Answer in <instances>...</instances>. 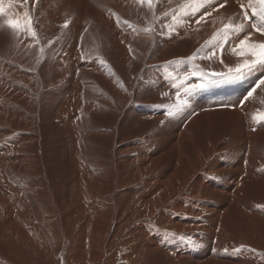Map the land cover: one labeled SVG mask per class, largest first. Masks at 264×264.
Listing matches in <instances>:
<instances>
[{"label": "bare ground", "instance_id": "6f19581e", "mask_svg": "<svg viewBox=\"0 0 264 264\" xmlns=\"http://www.w3.org/2000/svg\"><path fill=\"white\" fill-rule=\"evenodd\" d=\"M63 1L65 0H27V7H22L20 4H23L24 0H16L17 6L0 7L3 9L0 11V100L2 102L0 108V188L3 189L0 190V201L6 203H0V219L2 214L8 212L16 213L21 217L18 220L16 215L10 214V218H15L16 224L21 225V229L14 228L11 234L8 230L2 232L0 260L5 264H47L56 260L59 249V252L63 253V257L60 258L61 263L68 258L87 261L86 264H155L159 262L169 264H264V207H261L264 206V192L260 193L255 190L251 193L252 197L244 196L247 199L243 206L236 202V196L241 194L240 186L245 184L244 181L253 176L258 178L264 175V120H260L256 115L264 111V86H261L243 107L235 110H221L219 104L210 97L203 96L194 99L192 111L182 112L174 106L171 112L184 115H169L166 109V98L170 92H175L176 88L167 76V68L181 73H194L200 66L211 71L225 70L219 59L213 57L204 62L201 57V44L209 33L208 27L197 25L190 31L179 28L177 35L165 33L163 23L169 19V13L165 9H169L170 4L154 9L155 0L152 4H149L147 0L143 2L142 0H80L83 12L70 4L67 10L69 14L58 12L57 6L60 7ZM94 1L97 4L92 5L90 9L89 5ZM175 1L183 2V0ZM198 1L199 4L194 5L199 13L208 16L205 19H208L207 22L213 23L214 19L217 23V20L222 19L223 26H225L232 15L236 23L246 25V22L242 20L241 12L231 0H227V4L221 9L218 8V0ZM25 12L31 18L29 32L23 29H12L7 25L6 21L10 17L23 18ZM133 14L134 18L140 21V25L135 23L134 18L131 25L122 22L123 18L132 17ZM66 22H68L67 27H64ZM155 31L159 32L163 38L155 36L153 33ZM250 40L260 41L264 40V37L252 34ZM106 48L115 50L116 55H105L107 51L104 49ZM111 50L108 52L111 53ZM197 50L200 51L197 52ZM63 53L66 55L62 56ZM193 53H197L196 60L187 59ZM114 63L120 72L113 71ZM98 74H101L102 78ZM45 91H56L55 95L61 98L66 95L67 98L61 102V105L67 102L74 104V112L61 117L62 133H64L63 128L65 132L67 131V125L78 123L77 119L82 117L89 108L109 109L110 106L108 108L102 105L104 98L122 102L126 104V109L136 99L140 113H156L155 121L164 118L168 124L173 125V130L182 127L183 121L187 123V116L192 112H200V114L191 117L185 126L183 137L179 138L178 135L174 137V143L179 145L178 155L174 156L176 160L173 164L165 162L158 167L162 170V174L157 177L160 183L153 179L149 183L153 189L148 186V191L153 190L155 194L159 187L167 182L157 194L151 195L150 199L146 200L145 196L142 198L149 202V206L146 202V205L141 204V209H136L135 192L141 189V186L137 185L133 189V192L135 191L133 200L126 199L125 201L129 207L128 211L121 214V209L117 206L119 201H117L118 189L116 188L121 186L123 176L118 175L116 181L108 180L104 186H97V194L90 198L88 196V199L93 201L89 202L87 201L88 192L85 191L89 187L85 179L87 178L86 171H78L80 162L77 159V166L75 165L77 170L73 168L71 171V183L75 190L68 199H72L66 202L68 199L64 197L54 198L52 196L51 198L52 187L58 188L56 180L49 177L48 170H45L39 160L35 159L37 158L35 152H38L37 146L31 145L42 138L44 129L53 130L55 128L54 119L57 117L53 119L41 110H36L29 122L21 117L12 118V121L16 119L21 123H26L24 125L11 124L6 120L13 107L25 110L27 106L23 103L36 102ZM81 94L85 96L86 103L80 111L78 98ZM107 103L110 104V102ZM152 105H157L159 109L151 108ZM110 113L118 115L114 110H110ZM219 114L223 117L221 120L223 119L226 129L224 131L222 125L217 122V136L223 149H227L226 157L232 162L225 158L221 160L219 167L213 165L215 171H219V175L215 178L216 174L213 173L211 176L215 179L213 178L210 182H214L217 188L225 186L221 190L226 192L221 194L224 197L223 202L220 203L218 202L220 193L217 194L211 189L205 192L206 197L215 198L218 204V208L210 212L212 214L210 217L199 214L198 200L203 196H199L200 190L193 187L200 188L203 179L207 181L205 174L200 172L202 170L199 168L205 164L213 149L208 146L207 151L203 150L206 143L204 142L203 146V142L194 135L193 122L199 118ZM137 121L138 119L135 122ZM115 125L116 120L111 121L108 117L97 125L95 132L104 136L110 145L112 160L108 166L114 170V176L118 172L116 163L121 162L120 154L124 151L129 152L125 159L127 175L124 181V185H129L135 176L139 177L136 178L137 182L141 177L140 173L147 174L148 170H140L142 164L139 162H136L134 167L130 165L133 162L131 154L140 153V150H135V146L130 145L124 149L114 148L116 142L112 130ZM138 125L142 134L138 136L139 139L146 142V150H152L150 140L161 133H157L155 127L147 128L143 123ZM26 131L32 133L28 135ZM209 133L207 137L211 145L220 149V144L216 143L212 138V133ZM30 141L32 143L29 144ZM230 144L236 145L239 149L235 155L230 152ZM191 146H193L192 149ZM75 152L74 156L71 155L72 157H76ZM10 154H14L15 158H9ZM220 154H223L222 151L217 157ZM240 158L247 163L243 161L236 167L237 163L233 162H239ZM62 159L65 160L63 157ZM231 164H234L233 172H229ZM164 165L166 166L161 168ZM57 167L59 166L56 165L55 168ZM245 168L244 175L240 174V171ZM16 176H19L18 180L20 178V185L16 184L18 186L11 181L8 182L10 177L13 179ZM24 180L29 183V187L25 185ZM81 187L85 189L82 190ZM232 187L236 188L231 189ZM109 190L114 191V195L103 194ZM61 191L66 192V190ZM178 203L181 204L182 208H180L183 213H179L177 218L187 229L186 238L193 235V228L195 225L197 227L198 223L200 225L217 223L218 225L220 221V224H223L224 227H220L218 233L216 232L220 240L210 239L214 247L210 257L207 256L203 260L198 258L193 262L189 260L183 262L182 251L169 248H162L159 251L156 246L163 243L157 245L155 239H149L153 236L148 234L147 230L152 233L156 230L168 232L166 236L171 238L176 226L173 225L174 227L165 230L163 222V225H158L157 222L144 219V216L150 215L164 204H167L162 207L167 210L164 216H171L172 209H175L177 207L175 204ZM241 209H243L242 213ZM97 210L100 211V217L103 219L104 233L86 245L84 229L89 226L86 222L98 220ZM90 213H93L94 217L90 216ZM226 217L227 220L231 219L230 222L235 226L234 230L231 229L229 222L226 223ZM71 225L74 227L72 233L76 242L69 243L65 227ZM222 228L231 231L230 236L224 238ZM122 230L125 232H121ZM180 233L181 230L177 235ZM88 239L92 238L89 236ZM223 241L224 244H222ZM68 244L69 248H67ZM169 253H171L170 256H165ZM120 260L123 262L119 263ZM248 261L255 263H247Z\"/></svg>", "mask_w": 264, "mask_h": 264}, {"label": "rangeland", "instance_id": "374dc122", "mask_svg": "<svg viewBox=\"0 0 264 264\" xmlns=\"http://www.w3.org/2000/svg\"><path fill=\"white\" fill-rule=\"evenodd\" d=\"M83 1H85V0H83ZM81 2L82 1H80V0H65L62 2L60 7L57 6L58 12L69 14V12L67 10H68L70 4L74 8L76 7L80 11L83 12V8L81 7ZM94 4H97L96 1H94L91 5H89V8L91 9V6ZM118 9H120V8H118ZM133 18H134V14L132 15V17L123 18L122 22L127 24V25H131L133 22ZM134 19H135V23L137 25L138 24L140 25V21L136 18H134ZM71 30L73 31V29H71ZM72 31H71V33L74 32V31L73 32ZM110 50H107V48L104 49V51H107L105 55H107V56L116 55L117 52L115 50H111V53L108 52ZM138 51H139V48H138ZM112 69H113V71H119L120 72L116 63L113 64ZM45 75H47V74H45ZM98 75L101 77V74H98ZM145 80L149 83V81L146 78H145ZM62 84H64V83H62ZM55 93H56V91H54V92L45 91L40 95L39 99L36 102H32L30 104L27 102H25V103L22 102L25 106H27L26 109L21 110V109H18L17 107H13L10 110V112L8 113L7 118H6V120L11 124L20 123L21 125H24L26 123H21L16 119L14 121H12V118H20L21 117L26 122H29L36 110H41L46 116L52 117L53 119H54V117H57L54 119V124L56 125L55 128L53 130L44 129L45 134L43 133L42 138H40L38 140V142H35L31 145V146H33V145L37 146L38 152H35V154L37 155V158L35 157V159H38L39 163L42 164V167H45V170H48L47 173H48L49 177L54 178L56 180V185L58 186V188H56L55 186L52 187V189L50 190V194H52L51 198H53V197L54 198H63L64 197L65 199H68L69 195L72 192L74 193L75 189H73L74 187L72 186L73 184L71 183L72 182L71 171L73 168L77 170V168H75L77 166V161H76V159H77L80 162V166L78 167V171L79 170H85L86 171L85 176L87 178H85V179H87V181L89 183V187L87 189H85L83 187H81V188H82V190L85 189V191L88 192L87 193V199H88V196H89V198L91 196H94V195L96 196L97 186H104L105 182L108 180L116 181V178L118 177V175H122L123 178H122L121 186L119 188H116V189H118L117 201H119L117 206H118V208L121 209V214L126 213L128 211L129 207H127V204L125 201H126V199H129L131 201L133 200V193L135 192V191L133 192V189L137 185L141 186V189L138 190L139 192L138 191L135 192L134 201L137 200L136 209L139 210V208L142 206L141 205L142 203H144L146 205L147 201L142 200V198L145 196V199L148 200V199H150L149 197L154 194L153 190L148 191L149 183L153 179L155 180V182L160 183V181L157 180V177L162 174V170L158 169V167L161 164H163L165 162H169V164H173L175 162L176 158L174 156L178 155L177 150H178L179 145L174 143V137L176 135H178L179 138L184 136L185 126L187 123H189L192 116L187 118L188 120L186 119L187 123H186V121H185V123L183 121L182 127H179V128H176L175 130H173V128H174L173 125L168 124L164 118H160L158 121L157 120L155 121V117H156L155 114L156 113H150V114L140 113L138 111L136 99L134 102H132L133 104L130 105L132 107V109H129V108H131L130 106L128 107V109H126V104H124L122 102H121L122 103L121 104L120 102L116 101L115 99L104 98V99H102V105L107 106L108 108L110 106L109 109H105L104 107L89 108L88 110L85 111V113L83 114L82 117L77 119L78 123H72L70 125H67L66 126L67 131L65 132V128H63L64 133H62V127H61L62 124L60 123L61 117L64 115H69L72 112H74L73 111L74 110V104L72 102H67V103L61 105V102L64 101L67 98V96L64 94L65 95L64 98L57 97L55 95ZM82 95L83 94H81L78 98L79 99L78 107H79L80 111L83 110V104L86 103V98L84 95L83 96ZM80 101H82V103H79ZM106 101L110 102V104L107 103ZM113 105H114V108H113ZM115 105H117V106H115ZM1 107H2V102L0 100V108ZM155 107L158 108L157 105L151 106V108H155ZM110 110L116 111L118 115L111 114ZM90 111H91V113H90ZM92 115H94V116L92 117ZM195 115H199V114H195ZM108 117L111 121H113L114 119L116 120V125H115L114 129L112 130V134L115 136V142H116L114 144V148L116 147L117 149H124V148L130 147V145L131 146L133 145V146H135L134 147L135 150L136 149L140 150L139 154H131V157L133 158V162H131L130 165L134 167L136 162H139L142 164L140 170L147 169L148 173L147 174H145L143 172L140 173L141 177L137 182H136V180H137L136 178H139V177L135 176V179L133 181H131L129 183V185H124L125 177L127 175V171L125 168V163H126L125 159H127V154L129 153L128 151H124V153L122 152L120 154L121 162L116 163V169L118 172L115 176H114V172H113L114 170L110 169V167L108 166V164H110V162L112 160L110 145L106 141L104 136H102L98 132H95L97 125L104 122ZM221 118H223V117L221 114H219L217 116L214 115V116H206V117H203L201 119L199 118L193 122L194 127H195V131H193L194 135L196 137H198L203 142V146L206 143V147L203 150L207 151L208 146H211L213 149L212 153H214V154L211 153V155H209V157L207 158L205 164H203L199 168V170H202L200 172H203L205 174V178L207 179V181H205L203 179V183L200 184V186H201L200 188L193 187L194 189H196L198 191L200 190L199 196L200 195L203 196V197H199V200H198L199 214H201V215L205 214V215L210 216V217L212 215L210 212L214 208H218V204L216 203L215 198L210 199L209 197H206L207 193L205 194V192H209L211 189V191L213 190V192H216L217 194L220 193V196H219L220 201H218L219 203L223 202L224 196L221 194L223 192H226V191L221 190V188L225 187V186H221V187L217 188L215 186L214 182H210V181H213L212 179L214 177L216 178L219 175L218 174L219 171L216 170L217 171L216 172L215 169L213 168V165L219 167L218 165H220L221 160H224L225 158L228 161H230L229 158L226 157V155H225V154H227V149H223L224 147H222L221 141L217 136V122L222 125V127L224 128V131L226 129V125H225L223 119L221 120ZM136 119H138L137 122H135ZM139 123L145 124V126L147 128L155 127L156 132L161 133V135L150 140V145H152V147H151L152 150L151 149L146 150L145 149L146 142L139 139V137H138L139 135H142L140 133V128L138 127ZM165 123H167V124H165ZM193 123H192V125H193ZM197 125H199V126H197ZM48 126H49V123H48ZM129 129H130V131H129ZM208 131L212 133V138L215 140V142L220 144V146H221L220 149L217 146L211 145V143L207 137V135L208 136L210 135V133ZM131 132H132V135H131ZM31 133H32L31 131L27 132L28 135ZM60 133H61V135H60ZM50 136H51V138H50ZM133 137H135V138H133ZM149 137H151V135H149ZM32 141H30L29 144L32 143ZM66 142L68 144H66ZM54 145L56 146V148ZM230 146H231L230 152L235 155L239 149L236 147V145L230 144ZM192 148H193V146H191V149ZM68 150H69V152H68ZM221 151L223 154H220L217 157L218 153H220ZM65 152H66V154H65ZM74 152L76 153V157H72V156H74ZM68 153H70V154H68ZM13 156H15V155L10 154L8 157L12 158ZM210 156L211 157L214 156V157L210 158ZM62 157L65 158V160L62 159ZM90 157L92 158L91 160H93V161L90 160ZM13 158H15V157H13ZM73 158H74V160H73ZM216 158H218V160H216ZM55 159H57V160H55ZM238 161L239 162H233V163H237L236 167H238V165H239L238 163H240V164L243 163L244 159L240 158ZM57 162H58V164H57ZM230 162H232V161H230ZM244 163H245V161H244ZM63 164L64 165L66 164L65 167ZM56 165L59 167L55 168ZM207 165H208V167H207ZM165 166L166 165L162 166L161 168H164ZM95 170H96V172H95ZM233 171H234V164H231V167L229 168V172H233ZM244 171H246V168L242 169V171H240V174H243ZM106 172H108V173H106ZM213 173L216 174V175H214V177L211 176V175H213ZM243 175H241V176H243ZM17 177H19V176H16L13 179L10 177V180L8 182H10V181L13 182L15 184V186L20 185V183H19L20 178L18 180ZM210 178H211V180H210ZM250 181H251V183H250ZM24 182L26 183L25 185L27 187H29V183H27L25 180H24ZM165 183L159 187V189L155 192V194H157L159 192V190L162 189V187L165 185ZM244 183H245L244 185L241 184V186H240V189L242 190L241 194H237V196H236V198H237L236 202L240 206H243L246 202L247 198H244V196L252 197L251 193H253L255 190L260 191V193L264 192V175L261 177H258V178L255 176L250 177V178H248V180L244 181ZM16 184H18V185H16ZM5 186H6V184L3 186V188ZM149 187H150V189H153L152 186H149ZM1 188H0V190H3ZM215 188H217V189H215ZM235 188L236 187H232L231 189H235ZM145 189H146V191H145ZM54 190H55V192H54ZM61 190H66V192H62ZM68 190H72V191L69 192ZM114 193H115L114 191L109 190V192L105 191L103 194L114 195ZM140 193L142 196L140 195ZM229 193H231V192H229ZM91 194H93V195H91ZM55 196H57V197H55ZM240 198H244V199H240ZM71 199L72 198L66 200V202L70 201ZM204 199L206 200L205 202H204ZM87 201L93 202L90 199H88ZM0 203L6 204L4 201H0ZM147 204L149 206V202H147ZM167 204H164V205H167ZM164 205L156 208V210L153 211L150 215L144 216V219H148V220L150 219L152 222L154 221V223L157 222L156 224H158V225H163V223H164L163 226H165V228H166L165 230H168L169 228L176 226V227H174V231H173L174 233H173L171 238L166 236V234L168 232L159 231V230L155 231L154 230L155 232L152 233L148 230L146 231L148 234H151L153 236V237H150L149 239L150 240L155 239L157 241V245H160L161 243H163L160 246H156V248L158 250L159 249L161 250L162 248H167V249L169 248L172 250L174 249V250L182 251L183 256H184L183 262H187V260H189L190 262H193V260H196L198 258L203 260L207 256L210 257L212 255L213 248H214L213 243L210 239L214 238V240H218V239L220 240V237L218 238V236H216V235L218 233L219 228L224 227L223 224L221 225L220 221H219L218 225H216L217 223H212L211 225H207V224L204 225L205 223H203V225H200L198 223L197 227L195 225V227L193 228L194 232L191 230L193 232V235L190 236L189 238H186L185 233H186L187 229L184 228L182 221L177 218L179 213H181V212L183 213V211L181 209L182 208L181 204L180 203L175 204V206H177V207H175V209L174 208L172 209V207H171L172 212H173V214L171 216H164V214L166 215V212H167V210L165 208H162ZM242 210L243 209H241V213H242ZM168 211H169V209H168ZM208 211H209V213H208ZM11 213L16 215V218L18 220L21 219L20 216H18L16 213H13V212H8L5 214H2L1 219H0V235L5 230H8L11 234V231L14 228L21 229V225L16 224V219L10 218ZM97 213H98V220L97 221H95V222L87 221L86 222V225H89L88 228L84 229V232L86 234V236H85L86 245L89 244L94 238L98 237V235H101L104 233V229H102L103 219L100 217V211L99 210H97ZM90 216L94 217V214L90 213ZM152 217H153V219H152ZM227 219L228 218L226 217V220H225V221H227L226 223L228 224V222H229L231 229L234 230L235 226L230 222L231 219L230 220H227ZM235 219H237V218H235ZM138 221H139V219H138ZM171 222H173V223H171ZM180 226H182V227H180ZM73 229H74L73 225L65 227V232H66V235L69 239V243L76 242L74 234L72 233ZM184 229H185V231H184ZM180 230H181V233L177 235V233ZM222 230L224 231V233H223L224 238L225 237L227 238V236H230L229 234L231 233V231L226 230L225 228H222ZM138 231H142V230H138ZM121 232L124 233L125 231L122 230ZM28 233H32V232H28ZM137 234L141 235V233H137ZM233 234H235L236 236L238 235L237 233H233ZM89 236L92 238L91 240L88 239ZM235 239H237V238L235 237ZM222 244H224V241L222 242ZM222 244H221V246H223ZM178 247H179V249H178ZM67 248H69V244L67 245ZM220 251H221V249H220ZM170 254L171 253H169L165 256H170ZM61 257H63V253L59 252V249H58L56 260H54L50 263L48 262L47 264H86L87 263V261L82 262L81 260H70L68 258L65 259L63 263H61L60 262ZM191 258H192V260H191ZM121 262H123V261L120 260L119 263H121ZM0 263H3L2 260H0ZM247 263H255V262L248 261ZM3 264H5V263H3ZM155 264H169V263L159 262V263H155Z\"/></svg>", "mask_w": 264, "mask_h": 264}, {"label": "snow or ice", "instance_id": "6c2138e0", "mask_svg": "<svg viewBox=\"0 0 264 264\" xmlns=\"http://www.w3.org/2000/svg\"><path fill=\"white\" fill-rule=\"evenodd\" d=\"M26 3L27 0H24ZM143 2V0H142ZM149 4H152L153 0H147ZM204 2H207V0H204ZM227 4V0H223L222 3L218 0V7L224 8ZM241 8V14H242V20L243 21H249L252 20V17H257L258 19L253 21L250 25L251 31L244 35L242 39H239L238 44L231 47V51L234 54H238L241 57H245L241 63H237L235 66H228L225 65L226 71H212V72H202V76L208 77V83H220V82H230V81H238L242 80L245 76H247L249 73L257 70L258 68H264V40L260 41H251L250 37L253 33H259L262 36H264V0H255L253 3L252 0H249V4L246 6L244 3H240ZM249 8L251 9L252 15H249ZM0 11H3V9H0ZM207 14V13H206ZM204 17L201 16L199 20L196 21L197 24L200 23V20H202ZM7 25L16 30L23 29L25 32H29L31 30V18L29 17L28 13L25 12L23 18H12L10 17L6 21ZM67 23H65L64 27H67ZM229 31H234L236 33H242L245 31V24L244 23H228L224 26V29L221 30L219 33V37L223 41H227L228 33ZM34 36V33H33ZM217 37H214L216 39ZM212 41H209L207 43H211ZM51 43V41L49 42ZM224 48V44L221 43L219 45V49L222 50ZM200 50H197L199 52ZM41 52H43V49H41ZM213 57H216V50H213L206 58L211 60ZM197 53H193L192 56L188 57L189 60H196ZM219 59V57H216ZM223 63V61H220ZM205 84H191L188 85L184 92L187 96H190L193 94L197 89L203 88ZM261 86H264V78L258 80L256 85L249 90L246 95H244L240 106L243 105L244 101L249 100L253 96V93L256 91V88H259ZM188 103L187 99L183 101V104L186 105ZM223 107H236L237 105H222ZM177 110L181 107L180 102V93H177V105L175 106ZM167 114L172 115L173 113L169 111ZM257 117L260 120H264V111L258 112ZM247 163V162H245ZM264 207V206H261ZM227 251V249H225Z\"/></svg>", "mask_w": 264, "mask_h": 264}]
</instances>
